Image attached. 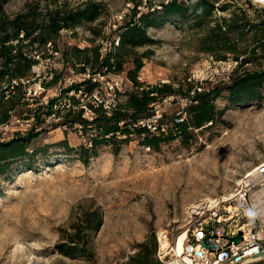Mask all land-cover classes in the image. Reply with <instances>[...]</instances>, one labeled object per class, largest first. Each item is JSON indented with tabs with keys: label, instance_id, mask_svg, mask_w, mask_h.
<instances>
[{
	"label": "rangeland",
	"instance_id": "rangeland-1",
	"mask_svg": "<svg viewBox=\"0 0 264 264\" xmlns=\"http://www.w3.org/2000/svg\"><path fill=\"white\" fill-rule=\"evenodd\" d=\"M170 1L187 0L3 4L9 18L37 4L36 24L41 11L54 7H102L95 21L61 30L53 44L20 43L30 71L11 96L0 82V104L4 110L13 105L0 123V143L25 144L0 176V264H129L144 243L148 250L156 246L160 263V249L186 231L190 205L233 194L264 163V81L253 92L243 86L238 103L230 91L264 71V0H207L214 11L208 21L167 20L147 28L150 45L122 57L119 71L103 67L126 24ZM232 17L235 32L214 30ZM163 85L173 92L156 93L135 123L144 133L117 134L114 144L91 149L97 125L85 129L81 121L89 124L95 109L109 113L126 105L130 94ZM197 94L207 95L212 121L196 129L189 109ZM184 122L185 132L175 128ZM150 135L162 139L156 148L143 143ZM83 148L90 151L82 159Z\"/></svg>",
	"mask_w": 264,
	"mask_h": 264
},
{
	"label": "trees",
	"instance_id": "trees-1",
	"mask_svg": "<svg viewBox=\"0 0 264 264\" xmlns=\"http://www.w3.org/2000/svg\"><path fill=\"white\" fill-rule=\"evenodd\" d=\"M5 2L6 0H0V82L5 81L7 87L4 92L7 91L10 96L14 91L20 90L22 80L30 71V67H32V61L24 56L22 53L23 46L20 43L28 41L24 46L28 45L30 47L34 44L38 46L53 44L55 37L61 30L78 27L83 22L95 21L102 7L98 3H90L83 7V9L64 10L62 7H54L44 12L41 11L42 19L36 24V10L39 8L37 4H35V7L28 4L23 13L16 15L14 18H9L6 15L4 16L3 4ZM212 12H214L213 5L207 0H187L184 3L170 1L166 5H161L160 11L141 14L135 21L126 24L122 28L119 44L113 49L114 52L112 54L103 59V67L110 70L114 67L119 71L121 70L122 57L128 55L134 48L150 45L152 41L146 35L145 30L147 28L161 26L167 20L175 23L176 21L186 23L189 20H193L195 25L199 26L208 21ZM261 12L262 18H264V11ZM222 21V23L218 22L213 27L214 30L220 32L225 26L226 32H235V29L232 28L234 24L233 17L228 20L223 19ZM260 25L264 27V19H262ZM139 67L140 65H137L136 68ZM131 79L135 80L134 77ZM12 81H15L17 85H11ZM262 81H264V71L247 75L235 82L233 87H231L232 89H230L231 102L238 103L240 101V95H237V93L243 86L250 87V91L253 92L255 87H260ZM10 89L14 91L11 93ZM172 92L169 86L163 85L161 88L157 87L148 91H142L139 94H130L126 105L117 109L114 108L109 113L101 109H95L96 115L92 122L88 124L86 121H81L85 129L87 125H97L96 129L99 133L97 137L90 139V143L92 144L91 149L94 150L100 144H114L117 134L129 137L134 133H144L145 129L135 126V123L139 119V114L144 112L149 102L155 100L154 95L156 93L170 94ZM206 96L205 94H197L195 97V101L198 102L197 105L189 109L191 126L196 129L200 128L204 122L212 121V106L209 101H206ZM252 96L257 97L258 95L254 93ZM1 98H4V95ZM51 104L52 101L50 102ZM12 108L13 105L4 110L0 104V123L6 121L8 118L7 113ZM119 123L123 124L122 127L118 126ZM186 127L187 124L185 122L175 124V128H179V130L184 132L186 131ZM170 138L168 137L167 139ZM161 140V137L145 136L143 143L156 148ZM24 150L25 144L18 139H13L3 144L0 143V176L5 173L6 164L11 159L21 157L24 154ZM71 150L68 148L69 152ZM81 150L83 152L81 158L83 159L90 150L87 148ZM155 248L156 246L154 245L152 250H148L145 243L140 245L137 254L130 259L129 264H160L154 258Z\"/></svg>",
	"mask_w": 264,
	"mask_h": 264
},
{
	"label": "built area",
	"instance_id": "built-area-1",
	"mask_svg": "<svg viewBox=\"0 0 264 264\" xmlns=\"http://www.w3.org/2000/svg\"><path fill=\"white\" fill-rule=\"evenodd\" d=\"M14 85L17 83L14 81ZM243 179L234 193L205 198L190 205L186 237L177 252V239L161 250V264H264V222L250 221L245 210L264 203V163ZM255 190V192H253ZM241 234L235 245L233 238Z\"/></svg>",
	"mask_w": 264,
	"mask_h": 264
},
{
	"label": "clouds",
	"instance_id": "clouds-1",
	"mask_svg": "<svg viewBox=\"0 0 264 264\" xmlns=\"http://www.w3.org/2000/svg\"><path fill=\"white\" fill-rule=\"evenodd\" d=\"M245 215L250 221L260 220L264 222V203H255L245 210Z\"/></svg>",
	"mask_w": 264,
	"mask_h": 264
},
{
	"label": "bare ground",
	"instance_id": "bare-ground-1",
	"mask_svg": "<svg viewBox=\"0 0 264 264\" xmlns=\"http://www.w3.org/2000/svg\"><path fill=\"white\" fill-rule=\"evenodd\" d=\"M221 155H217L216 154V157H214L215 159H216V161H217V159H218V157H220ZM214 161V160H213ZM254 174H253V172H251V173H249L248 175H247V178L248 177H251V176H253ZM243 182H245V180H241V181H239L238 182V184H241V183H243ZM185 237H186V232L184 231V234H183V236H180V237H178L177 238V252H179L180 250H181V245H182V242H183V240L185 239Z\"/></svg>",
	"mask_w": 264,
	"mask_h": 264
},
{
	"label": "water",
	"instance_id": "water-1",
	"mask_svg": "<svg viewBox=\"0 0 264 264\" xmlns=\"http://www.w3.org/2000/svg\"><path fill=\"white\" fill-rule=\"evenodd\" d=\"M232 241L234 242L235 245L239 244V242L241 241V234L233 238Z\"/></svg>",
	"mask_w": 264,
	"mask_h": 264
}]
</instances>
